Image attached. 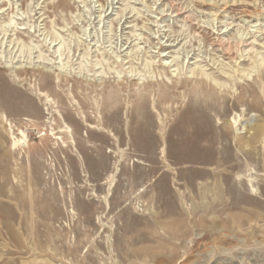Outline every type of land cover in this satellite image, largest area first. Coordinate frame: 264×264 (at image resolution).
<instances>
[{
    "label": "rangeland",
    "instance_id": "rangeland-1",
    "mask_svg": "<svg viewBox=\"0 0 264 264\" xmlns=\"http://www.w3.org/2000/svg\"><path fill=\"white\" fill-rule=\"evenodd\" d=\"M0 3V264H264V0Z\"/></svg>",
    "mask_w": 264,
    "mask_h": 264
},
{
    "label": "bare ground",
    "instance_id": "bare-ground-1",
    "mask_svg": "<svg viewBox=\"0 0 264 264\" xmlns=\"http://www.w3.org/2000/svg\"><path fill=\"white\" fill-rule=\"evenodd\" d=\"M232 1H236V0H232ZM228 2L229 1H224L223 3H222V5L221 6H219V7H223V6H225L226 4H228ZM215 3V5H217V3H218V1H215L214 2ZM1 4V3H0ZM228 6V5H227ZM216 7V6H215ZM1 7H0V12H1ZM254 14H261V11L260 10H258V8L256 9V12L254 13ZM10 30V29H9ZM2 33H4V34H6V32L8 31V29L7 28H4V27H2ZM10 31H12V30H10ZM55 40H56V38L55 39H53V40H51V42H50V44L51 43H54L55 42ZM245 42H246V40L245 39H242V38H239L238 40H236L234 43H232V42H229V41H224V40H221V45H223L224 46V52L226 53V54H228V55H230V57L232 56V55H234L235 53H240V56L241 57H243V54H241V51H242V49H241V47L242 46H245L244 44H245ZM1 44V43H0ZM126 44V43H125ZM124 44V45H125ZM131 44V43H130ZM254 43L252 42V43H250L249 45H250V48H249V50L251 51L252 50V48H253V45ZM2 45V44H1ZM0 45V46H1ZM56 44H54V46H55ZM170 46V45H169ZM172 46V45H171ZM49 48V47H48ZM128 47H126V49H127ZM243 49H245L244 51H246V48H243ZM60 50V48L59 47H57V49L55 50L56 52H58ZM88 51V50H87ZM168 50H164V51H162V55L161 56H166V55H168L167 53H171L172 51H168ZM116 52V51H115ZM122 52V51H121ZM174 54H172V56H173ZM171 56V55H170ZM171 56V57H172ZM184 56V55H183ZM80 57V56H79ZM188 58V55H186V56H184V58L181 60V61H178V58H171V61L170 60H168V58H165V60L162 62V63H164V66L165 65H168L169 67H171L172 68V66L174 67H176L175 69H178V66L180 65V63H185V61L189 64V62H190V60L189 59H187ZM122 60V59H121ZM232 60H235V57H232ZM117 61V60H116ZM131 61V62H130ZM162 61V60H161ZM173 62V64H171ZM196 62H198V59L195 61V63ZM127 63H130V65H132V60H123V64H121L120 66H125ZM146 64H148V63H146ZM171 64V65H170ZM194 64V63H193ZM149 65V64H148ZM264 65V60H262L261 61V63H259V66H263ZM146 66V65H145ZM93 67H94V65H93ZM130 67V66H129ZM128 67V68H129ZM99 68V67H98ZM97 69V68H96ZM174 69V70H175ZM91 70H95V69H93L92 67L91 68H88V71H91ZM134 69L132 68L131 70H130V72L131 71H133ZM173 70V71H174ZM194 70V69H193ZM233 70V69H232ZM237 71H238V69H237ZM222 72H224V76H226L225 78H229V77H233V76H235V75H231L230 74V72L229 71H225V70H222ZM81 73V72H80ZM100 73V72H99ZM195 73V72H194ZM197 74H200V75H202V76H204V77H206V78H208L209 80H211V81H213V82H215L216 84H218V85H224V86H226L227 84H226V79H224V80H222V82H224V83H222V82H220V81H218L216 78H214L212 75H210V74H208V73H206L205 71H198V73ZM93 75H95V76H99L98 75V73H94ZM101 75V74H100ZM103 75V74H102ZM242 76H246L247 78H248V76H250V75H248V73L246 74L245 72H242V74H241V76L240 77H242ZM47 99V98H46ZM250 116H252L251 118H248L247 119V121L245 122V124H251L252 125V118H253V116H255V114H251ZM19 134H20V137H15L14 135L12 136V141H13V147L15 148V147H17V146H21V145H23V144H26L27 142H28V136H27V134H26V132L25 131H23V130H20V132H19ZM252 186V185H251Z\"/></svg>",
    "mask_w": 264,
    "mask_h": 264
}]
</instances>
